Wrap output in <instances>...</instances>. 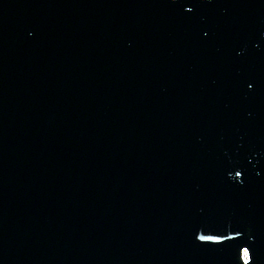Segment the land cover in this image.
I'll list each match as a JSON object with an SVG mask.
<instances>
[{"label":"water","instance_id":"water-1","mask_svg":"<svg viewBox=\"0 0 264 264\" xmlns=\"http://www.w3.org/2000/svg\"><path fill=\"white\" fill-rule=\"evenodd\" d=\"M0 264H264V0H0Z\"/></svg>","mask_w":264,"mask_h":264}]
</instances>
